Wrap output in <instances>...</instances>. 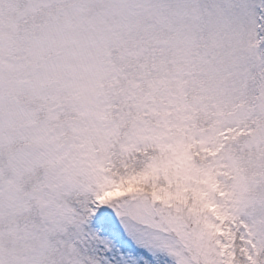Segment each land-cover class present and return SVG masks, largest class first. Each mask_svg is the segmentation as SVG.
<instances>
[{
  "label": "snow or ice",
  "instance_id": "1",
  "mask_svg": "<svg viewBox=\"0 0 264 264\" xmlns=\"http://www.w3.org/2000/svg\"><path fill=\"white\" fill-rule=\"evenodd\" d=\"M0 264H264V0H0Z\"/></svg>",
  "mask_w": 264,
  "mask_h": 264
}]
</instances>
